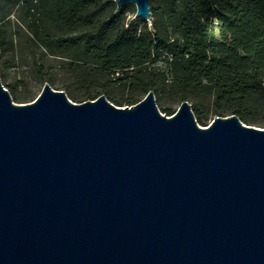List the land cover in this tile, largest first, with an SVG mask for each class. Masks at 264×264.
<instances>
[{
	"label": "water",
	"instance_id": "95a60500",
	"mask_svg": "<svg viewBox=\"0 0 264 264\" xmlns=\"http://www.w3.org/2000/svg\"><path fill=\"white\" fill-rule=\"evenodd\" d=\"M0 264H264V127L0 80Z\"/></svg>",
	"mask_w": 264,
	"mask_h": 264
},
{
	"label": "trees",
	"instance_id": "16d2710c",
	"mask_svg": "<svg viewBox=\"0 0 264 264\" xmlns=\"http://www.w3.org/2000/svg\"><path fill=\"white\" fill-rule=\"evenodd\" d=\"M12 1L22 3L34 37L64 49L73 66L130 79V104L138 91H168L180 101L205 96V112L195 109L199 123L212 111L264 125V0H153L151 26H127L125 8L100 17L101 0ZM161 58L165 68L149 69Z\"/></svg>",
	"mask_w": 264,
	"mask_h": 264
},
{
	"label": "rangeland",
	"instance_id": "374dc122",
	"mask_svg": "<svg viewBox=\"0 0 264 264\" xmlns=\"http://www.w3.org/2000/svg\"><path fill=\"white\" fill-rule=\"evenodd\" d=\"M101 2L105 6L100 17H106L113 10L119 11L125 8L123 22L127 26L137 22L142 24L146 20L135 17L136 5L133 3L118 9L115 0H101ZM150 7H153V0H150ZM148 25H152V19L148 21ZM30 26L31 21L22 8L21 2L14 4L12 0H0V28L6 31L3 48L0 47V80L10 92L13 102L23 104L33 101L41 93L45 83H49L55 89L64 90L69 98L77 103L92 100L104 94L113 104H119L117 106L135 104H130L127 100L133 89L130 79L119 80L118 73L108 77L103 72L88 68L87 65L73 66L70 62L71 58L63 54L64 49L46 46L34 37ZM49 32L54 35L60 34L53 27ZM0 42L2 43V39ZM165 67L166 62L161 58L150 64L149 69L157 70ZM120 77H123V74H120ZM87 93L91 95V98H88ZM145 95L138 91L134 99L139 102ZM72 96L76 98H71ZM112 97L120 102L116 104ZM155 97L159 111L166 115H170V112L175 113L182 102L168 91L161 92L160 97L156 95ZM187 101L195 114V109L205 112L210 100L201 96ZM215 116L216 114L210 111L204 115L203 122L197 121V123L201 126L209 125ZM259 118L262 117L259 116Z\"/></svg>",
	"mask_w": 264,
	"mask_h": 264
}]
</instances>
